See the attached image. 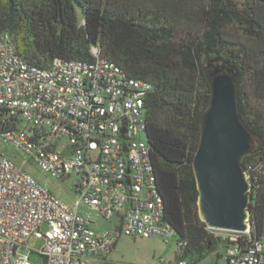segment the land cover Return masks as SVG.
Listing matches in <instances>:
<instances>
[{
  "label": "built area",
  "instance_id": "obj_1",
  "mask_svg": "<svg viewBox=\"0 0 264 264\" xmlns=\"http://www.w3.org/2000/svg\"><path fill=\"white\" fill-rule=\"evenodd\" d=\"M89 52V60L55 58L39 67L0 35L1 140L52 178L78 177L70 205L0 153V264H117L106 259L117 236L94 229L98 219L116 217L125 235L176 236L163 218L147 136L144 105L153 85L126 75L97 45ZM242 171L249 195L264 182V164ZM246 223L242 232L220 230L232 242L228 264L264 263V239L250 238L249 212ZM32 236L43 242L39 261L25 248Z\"/></svg>",
  "mask_w": 264,
  "mask_h": 264
},
{
  "label": "trees",
  "instance_id": "obj_2",
  "mask_svg": "<svg viewBox=\"0 0 264 264\" xmlns=\"http://www.w3.org/2000/svg\"><path fill=\"white\" fill-rule=\"evenodd\" d=\"M4 34L29 64L89 60V47L97 45L126 75L151 82L147 136L163 218L183 243L177 261L195 263L232 243L198 216L192 158L210 99L208 77L228 66L237 74L239 117L260 139L240 166L264 164V0H0ZM249 196V236L256 240L264 224V182Z\"/></svg>",
  "mask_w": 264,
  "mask_h": 264
},
{
  "label": "water",
  "instance_id": "obj_3",
  "mask_svg": "<svg viewBox=\"0 0 264 264\" xmlns=\"http://www.w3.org/2000/svg\"><path fill=\"white\" fill-rule=\"evenodd\" d=\"M237 74L215 67L209 75L210 99L192 158L198 191L197 212L210 229L242 232L247 228L248 181L241 169L252 153V134L238 114Z\"/></svg>",
  "mask_w": 264,
  "mask_h": 264
},
{
  "label": "rangeland",
  "instance_id": "obj_4",
  "mask_svg": "<svg viewBox=\"0 0 264 264\" xmlns=\"http://www.w3.org/2000/svg\"><path fill=\"white\" fill-rule=\"evenodd\" d=\"M244 81L243 88L250 95V81L248 78H245ZM255 103L258 105L259 102L255 101ZM21 126L26 127V122H23ZM60 145V148L65 151L66 142L61 140ZM0 153L11 160L14 165L18 167L21 165L24 171H27L41 185L51 189L54 194L67 204L74 205L78 199L73 189L78 179L75 174L67 177L64 181L52 178L32 162H25L27 156L14 146L3 142L1 138ZM119 226L120 223L116 217H112L111 219H98L95 224H92V227L96 230L110 231L113 235L117 236L115 245L106 257L107 260L117 264H159V259H162L163 264H174L179 259V248L176 236H169L165 239L160 236L142 237L138 235H125L118 232ZM261 236L264 239V224ZM42 243L41 239L34 236L28 238L25 248L32 251L29 255L32 261L40 260L37 252L40 250ZM217 253L225 255L226 247H219L195 263H191L189 257H183V259L186 264H227L225 258L217 256Z\"/></svg>",
  "mask_w": 264,
  "mask_h": 264
},
{
  "label": "flooded vegetation",
  "instance_id": "obj_5",
  "mask_svg": "<svg viewBox=\"0 0 264 264\" xmlns=\"http://www.w3.org/2000/svg\"><path fill=\"white\" fill-rule=\"evenodd\" d=\"M252 138H253V143H252L253 146H256L260 143V139L258 138V136L253 135Z\"/></svg>",
  "mask_w": 264,
  "mask_h": 264
},
{
  "label": "crops",
  "instance_id": "obj_6",
  "mask_svg": "<svg viewBox=\"0 0 264 264\" xmlns=\"http://www.w3.org/2000/svg\"><path fill=\"white\" fill-rule=\"evenodd\" d=\"M218 254H219V253H217V256H218ZM219 256H220V257L222 256V257H224V258H225V256H224V255H220V254H219ZM263 258H264V257H263ZM225 260H226V259H225ZM226 262H227V261H226ZM227 264H228V262H227ZM263 264H264V263H263Z\"/></svg>",
  "mask_w": 264,
  "mask_h": 264
}]
</instances>
